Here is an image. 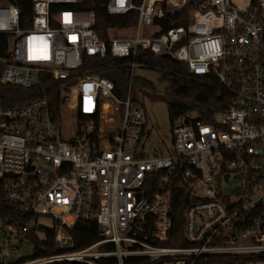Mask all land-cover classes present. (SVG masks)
Segmentation results:
<instances>
[{
    "label": "built area",
    "instance_id": "1",
    "mask_svg": "<svg viewBox=\"0 0 264 264\" xmlns=\"http://www.w3.org/2000/svg\"><path fill=\"white\" fill-rule=\"evenodd\" d=\"M82 1L30 0L23 24L21 8L0 0L1 84L50 83L46 95L55 89L61 101L55 111L48 97L0 98V179L32 216L6 225L0 264H264V0H108L109 14L137 20L106 39ZM146 52L232 95L208 117L175 115L171 145L152 156L140 149L148 119L132 79L122 95L91 65L128 58L133 78L149 68ZM64 108L76 113L67 130ZM40 215L54 219L58 251L13 263ZM81 220L95 221L101 240L74 249Z\"/></svg>",
    "mask_w": 264,
    "mask_h": 264
},
{
    "label": "trees",
    "instance_id": "2",
    "mask_svg": "<svg viewBox=\"0 0 264 264\" xmlns=\"http://www.w3.org/2000/svg\"><path fill=\"white\" fill-rule=\"evenodd\" d=\"M21 8L22 22H29L31 18V2L30 0H13ZM108 0H83L76 5V8L83 10H93L96 14L95 30L102 39H106L111 27L127 26L129 28L135 26L137 20V12L131 11L127 15H111L107 10ZM174 24H178L175 22ZM120 34V32H118ZM141 60L145 61L149 68H155L163 71L165 77L170 78V85L166 90V94L171 97L168 101V110L170 119L175 115L188 110H198L205 117L213 114L215 111L226 107L231 101L232 95L221 86L219 81L214 77H199L189 73L185 64L174 60L171 57H157L152 53L146 52L140 55ZM129 62L128 58H104L92 60L91 65L97 68V72L108 77L115 83L116 91L120 94H125L129 82L133 81L135 85L146 89H154L152 81L140 76L131 78V71L126 65ZM2 66H0L1 75ZM44 85H38L31 89H23L15 86L3 85L0 82L2 94L0 98L8 104L26 103L38 97H48L53 110H57L61 106L59 93L54 89H50L46 95ZM53 87H57L59 83H53ZM50 86V83L48 84ZM52 87V86H51ZM54 91V92H53ZM49 94V95H48ZM82 119H88L85 116H80ZM178 216L183 215V206L176 205ZM32 216L26 214L24 217L20 211L12 205L5 197L2 180L0 179V218L4 226L14 220H21V223H26ZM177 229H181V221L176 225ZM45 238L39 239L35 233V229H30L25 235L34 243V254L30 257L20 258L13 263L22 262L27 259H32L40 256L49 255L58 251L55 246V233L52 228H40ZM101 240L99 236V227L95 221H78L73 230V248L81 249L88 247L95 242ZM78 264V263H73Z\"/></svg>",
    "mask_w": 264,
    "mask_h": 264
},
{
    "label": "rangeland",
    "instance_id": "3",
    "mask_svg": "<svg viewBox=\"0 0 264 264\" xmlns=\"http://www.w3.org/2000/svg\"><path fill=\"white\" fill-rule=\"evenodd\" d=\"M163 73V71L155 68H137L135 71L137 76L152 81L155 87L154 89H146L135 85L133 88L134 98L143 104L147 113L146 132L140 145V149L145 147L147 156H152L159 151L166 152L172 143V123L168 110V101L171 97L166 94L170 85V78L165 77ZM61 118L66 130L75 126V111L64 108ZM30 227L35 229L39 239H43L45 234L40 228H54L55 221L50 216L40 215L37 221L34 220L30 223ZM6 231L7 226L3 225L0 218V245ZM33 254L34 243L31 239L25 238L15 250L10 252V260L17 261Z\"/></svg>",
    "mask_w": 264,
    "mask_h": 264
}]
</instances>
